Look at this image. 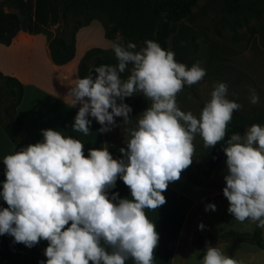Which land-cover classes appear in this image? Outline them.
Segmentation results:
<instances>
[{"label":"clouds","instance_id":"1","mask_svg":"<svg viewBox=\"0 0 264 264\" xmlns=\"http://www.w3.org/2000/svg\"><path fill=\"white\" fill-rule=\"evenodd\" d=\"M110 48L116 63L75 77L65 96L68 107L79 105L71 128L85 136L93 118L101 133L128 124L132 108L126 97L140 94L148 101L135 126L125 130L121 155L114 158L107 145L89 147L85 155L79 139L44 128L42 139L2 157L0 200L6 207L0 206V235L29 248L47 241L46 259L38 264H125L129 258L153 264L159 234L145 209L166 202L168 184L193 161L195 137L206 149L220 143L233 111L241 107L228 98L227 84L216 82L198 117L183 111L176 95L203 79L199 63L176 61L171 49L152 39L138 48L117 34ZM249 102H259L254 88H249ZM116 117L122 118L119 125ZM221 147L227 212L264 228V125L253 123L242 135L231 134ZM118 178L129 196L112 191ZM204 210L215 211L216 205L207 203ZM200 253L199 264H246L207 241Z\"/></svg>","mask_w":264,"mask_h":264},{"label":"rangeland","instance_id":"2","mask_svg":"<svg viewBox=\"0 0 264 264\" xmlns=\"http://www.w3.org/2000/svg\"><path fill=\"white\" fill-rule=\"evenodd\" d=\"M4 9L9 10L7 6ZM10 10L15 11V9ZM73 25L71 21L52 24L47 26L43 33H39V36L40 38L43 36L47 41L55 35L72 38L75 55L69 61V66L74 71L69 72L63 65L57 64L58 69L55 71L51 65H44V56L39 57L40 54L36 51V80L42 84L64 83L63 89L60 90V95L64 97L68 91L66 85L69 87L78 76V64L84 53L89 48L99 47L108 55L114 56L110 41L118 34L115 33L112 38L105 36L106 27H109L105 18L92 19L89 24L80 26L74 34H72ZM168 43L176 61L188 66L199 63L206 73L201 81L192 86H185L177 93L176 103L181 110L191 111L198 117L203 104L210 98L216 82H225L228 87V98L241 105L240 109L234 112L249 114L253 108L264 109V0H258L251 8L245 9L236 16L224 10L221 0H199L191 16L177 24ZM137 47L139 48L138 45ZM65 72L67 75L64 77ZM44 75L55 77L56 81L50 80L48 83L43 78ZM67 82L70 84H66ZM249 88L255 89L259 96L258 103L249 102ZM125 102L132 108L131 117L129 123L122 124L115 133V144H121L123 147H126L124 141L127 140L125 130L135 126L137 115L148 105V101L140 94L126 97ZM115 119L119 125L122 118ZM244 131L238 134L242 135ZM193 143L195 150L192 163L197 161L198 153L204 148L203 141L198 135ZM225 173L224 154L210 175L200 178L202 182L200 185L181 177L168 184L175 192H184L195 200L186 211L175 256L176 264L179 263L183 252L182 264H199L197 250H201L200 255H202L204 247L194 244L195 235L217 236L229 229L251 232L255 227L256 224L252 221L239 222L227 212L228 201L221 191ZM171 199L169 197V200ZM207 203H214L216 210L205 211L204 206ZM198 223H202L205 227L202 230L198 229ZM261 231L264 237V228H261ZM215 246H220L219 248L229 256L245 259L246 264H264V250L253 244L227 241Z\"/></svg>","mask_w":264,"mask_h":264},{"label":"trees","instance_id":"3","mask_svg":"<svg viewBox=\"0 0 264 264\" xmlns=\"http://www.w3.org/2000/svg\"><path fill=\"white\" fill-rule=\"evenodd\" d=\"M199 0H0V43L9 44L18 31L31 34L43 33L52 24L73 22L72 34L92 19L106 20L105 36L112 38L115 33L125 40L132 41L139 47L145 39L155 40L162 48L171 49L169 39L176 26L183 19L189 18ZM258 0H221L224 10L233 16L251 8ZM7 6L9 10H5ZM15 9V11L10 10ZM50 58L57 65L66 64L75 55L74 40L63 35H55L48 42ZM116 59L99 47L89 48L78 64V76L87 75L89 70L101 64H115ZM23 95V85L15 77L0 71V126L13 144V150L35 143L27 125L19 118L17 107ZM202 109V108H201ZM200 109V110H201ZM264 125V109L253 108L249 114L232 113L228 122L224 140L209 149L203 148L198 153L196 162L181 172L184 180L200 185L201 177L210 175L215 165L222 159L221 146L233 133H241L251 124ZM118 124V122H117ZM119 126L104 133L105 145L114 158L121 154V144H115V133ZM217 245L221 242L240 241L253 244L264 250V237L260 227L251 232L229 229L217 236L195 235L193 242L204 247L205 242Z\"/></svg>","mask_w":264,"mask_h":264},{"label":"crops","instance_id":"4","mask_svg":"<svg viewBox=\"0 0 264 264\" xmlns=\"http://www.w3.org/2000/svg\"><path fill=\"white\" fill-rule=\"evenodd\" d=\"M39 35L18 31L9 44L0 43V71L5 75L15 77L23 85V95L16 109L17 114L27 125L35 142L42 139L41 129L53 128L64 135H71L73 138L83 142L84 154L87 155L89 147H103L105 145V135L97 131L100 126L94 118L87 136L73 131L71 124L79 105L76 107L67 106V97L60 95V90L63 89L64 83L42 84V82L36 80V51L39 52V57L42 56L43 58L44 56V65H51V68L53 67L55 71L58 69L50 58L49 41L43 36L40 38ZM62 65L67 71H74L69 66V62ZM66 75L67 73L63 74L64 77ZM43 78L48 83L50 80L56 81L55 77H48L47 75H44ZM66 84L70 83L67 82ZM67 86L66 89L68 90L70 85L69 87ZM12 151L13 144L0 126V181L5 179L2 157ZM112 191L118 192L121 197L129 196V189L119 178ZM163 194L166 202L162 206L156 210L147 209L148 212L145 210L148 219L154 222L155 229L159 234L157 246L153 251V264H176L175 256L186 211L195 200L184 192H175L169 186ZM168 197H171L172 201ZM168 203L170 204L169 206ZM0 206L6 207L3 200H0ZM181 214L182 217L180 218ZM46 244L47 241L41 240L38 244L29 248L22 243L14 242L13 238L8 234L0 235V264H38L39 261L46 259L43 255V249ZM183 259L184 252L178 264H182ZM125 264H134V262L129 258L125 261Z\"/></svg>","mask_w":264,"mask_h":264},{"label":"bare ground","instance_id":"5","mask_svg":"<svg viewBox=\"0 0 264 264\" xmlns=\"http://www.w3.org/2000/svg\"><path fill=\"white\" fill-rule=\"evenodd\" d=\"M164 195V194H163ZM169 198V197H168ZM167 201H169L168 199H167ZM171 201H172V199H171ZM170 201V202H171ZM178 202V201H177ZM169 206V205H168ZM146 211H147V209H145ZM161 210V209H160ZM163 210V209H162ZM148 212V211H147ZM150 214H151V212H149ZM150 214H149V216H150ZM157 214V213H156ZM156 214H154L155 216H156ZM163 214V213H162ZM159 215H160V211H159ZM159 215H158V217H159ZM171 216V215H170ZM160 217H161V215H160ZM172 217V216H171ZM168 218V217H167ZM170 218V217H169ZM154 219V218H153ZM158 219V218H157ZM164 219V218H163ZM156 220V219H155ZM154 220V221H155ZM168 222H170V221H168ZM161 224V223H160Z\"/></svg>","mask_w":264,"mask_h":264}]
</instances>
